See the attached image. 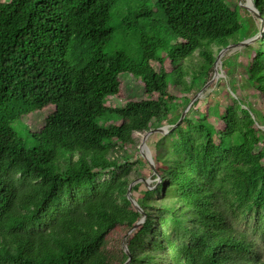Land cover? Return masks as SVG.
<instances>
[{
  "label": "trees",
  "instance_id": "16d2710c",
  "mask_svg": "<svg viewBox=\"0 0 264 264\" xmlns=\"http://www.w3.org/2000/svg\"><path fill=\"white\" fill-rule=\"evenodd\" d=\"M254 3L264 18V0ZM238 8L225 0H0V264H264L260 110L228 93L222 113L216 102L160 134L159 180L131 186L141 210L127 196L133 162L117 154L135 143L133 132L178 120L190 98L179 101L169 85L188 92L205 83L214 46L255 35ZM257 42L264 47V30ZM123 73L148 97L107 104ZM244 78L264 100V49ZM44 109L40 127L22 121ZM117 225L131 230L129 253L107 249Z\"/></svg>",
  "mask_w": 264,
  "mask_h": 264
},
{
  "label": "rangeland",
  "instance_id": "374dc122",
  "mask_svg": "<svg viewBox=\"0 0 264 264\" xmlns=\"http://www.w3.org/2000/svg\"><path fill=\"white\" fill-rule=\"evenodd\" d=\"M5 1V0H3ZM231 8H238L243 19V23L248 25L249 34L254 33L256 36L259 34L260 30V17L257 14L252 13L244 5L247 0H225ZM243 40V39H241ZM241 40L234 41L239 42ZM257 39L246 45L235 46L234 48L227 49L223 51L219 61L217 62L216 69L218 74L213 77V70L207 76L206 82L213 79L211 82L202 90L200 96L196 99L198 102L195 105H191L189 108L190 111L187 113V117L200 118L209 110L211 111L214 108L215 104H219V112L224 111L225 105L227 103L228 93L231 95L241 98L242 100L250 103L254 108L260 110L264 114V100L261 93L250 84L244 78L246 74V65L253 58L258 49L263 50L264 47L258 44ZM215 55L218 53L217 47L214 46ZM200 57L197 52L190 58V61H186L191 65L192 68L197 67ZM232 61L233 65L225 63V61ZM156 66V64H153ZM165 68L170 71L171 65L169 60L166 58L164 61ZM189 66V65H187ZM120 89L119 92L111 97H108L107 104L110 105H121L127 100H135L139 98L148 97L143 89V84L138 77H133L131 74L123 73L120 75ZM205 82V83H206ZM202 81L192 88L188 92H181L175 89L172 84L169 85V91L178 97L180 100L183 97H189L190 99L204 86ZM156 97V95H155ZM189 99V100H190ZM217 102V103H216ZM185 108V107H184ZM183 108V110H184ZM48 112V109L42 111H37L34 114L25 116L22 121L26 125L30 126L32 130L40 127L42 123V118ZM179 112V111H177ZM183 112V111H182ZM181 112V113H182ZM181 115V114H180ZM209 120L214 124V126L220 130L223 127L222 121L216 116H210ZM17 121L13 123L17 128ZM258 131V141L259 146H264V124L257 123ZM19 129V128H18ZM154 129H146L144 131H135L132 136L135 139L133 145L129 144L125 148L120 149L117 154L128 153L130 156V161L133 162V170L130 174V178L133 180V186L135 183L144 182L150 187L155 186V180H159V175H157V168L159 164H156L153 160V154L155 149V143L160 137V132H152L147 135L145 138V143L148 146L149 158L152 164L149 161L148 152L143 150L144 156L140 150L141 142L143 141L144 135L149 131ZM261 148V147H260ZM264 163V157H263ZM131 190V189H130ZM131 193V192H130ZM134 195H137V191H133ZM131 230L125 228L124 226L117 225L107 234V249L110 251L119 252V250L124 246V238L130 234Z\"/></svg>",
  "mask_w": 264,
  "mask_h": 264
},
{
  "label": "water",
  "instance_id": "95a60500",
  "mask_svg": "<svg viewBox=\"0 0 264 264\" xmlns=\"http://www.w3.org/2000/svg\"><path fill=\"white\" fill-rule=\"evenodd\" d=\"M248 10H250L252 13L254 14H257L259 17H260V30H259V34H257L256 36H253V37H249V38H246V39H243L239 42H231L229 44H227L225 47L221 48L217 55H216V58H215V61H214V74H213V77L218 74V71L216 69V64L217 62L219 61V58L221 57L223 51L227 50V49H230V48H234L235 46H241V45H246L247 43H250L252 41H255L256 39H258L259 37L262 36V33H263V30H264V18L260 15L258 9L256 8L255 6V3H254V0H247L246 4L244 5ZM212 77V79H213ZM211 79V80H212ZM211 80L207 81L204 86L188 101V103L186 104L183 112L181 113L179 119L174 123V124H164L162 126H158V127H155L154 129L152 130H149L143 137V141L141 142V145H140V150L142 152V154L144 156H146L145 153H143V150H145L146 152H148V157L149 158V150H148V146L146 145L145 143V138L147 137L148 134L152 133V132H160L161 134H166L170 131V129L176 127L181 121L182 119L185 117V115L187 114V112L189 111V108L191 107V105L194 103V101L200 96V93L202 92V90L211 82ZM149 161L150 163L152 164L150 158H149ZM133 184V182H131L128 186V189H127V196L128 198L131 200V202L134 204L135 208L137 210H141V207H139V205L137 204V202L132 199L130 197V189H131V185ZM144 220V218H141L135 225L141 223L142 221ZM126 252L128 253L129 251L126 249Z\"/></svg>",
  "mask_w": 264,
  "mask_h": 264
},
{
  "label": "bare ground",
  "instance_id": "6f19581e",
  "mask_svg": "<svg viewBox=\"0 0 264 264\" xmlns=\"http://www.w3.org/2000/svg\"><path fill=\"white\" fill-rule=\"evenodd\" d=\"M251 37H253V36H251ZM179 119V118H178ZM124 248H125V251H126V249H127V247H126V244H124ZM128 250V249H127ZM129 253V252H128Z\"/></svg>",
  "mask_w": 264,
  "mask_h": 264
}]
</instances>
